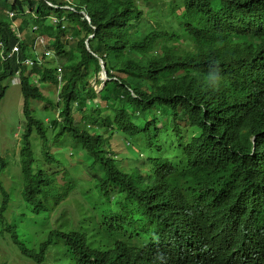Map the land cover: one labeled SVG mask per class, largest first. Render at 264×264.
I'll return each mask as SVG.
<instances>
[{"label": "trees", "instance_id": "16d2710c", "mask_svg": "<svg viewBox=\"0 0 264 264\" xmlns=\"http://www.w3.org/2000/svg\"><path fill=\"white\" fill-rule=\"evenodd\" d=\"M81 1L84 0H74L73 4L76 6ZM88 1L91 10L90 24L85 21L78 23L73 11L52 9L43 0H0V102L7 89L4 82L19 71V89L24 99L22 113L26 117L20 154V172L23 179L20 194L24 203L33 204L30 212L21 211L9 216L6 214L11 222L5 230L23 256L42 257L49 250L58 255L69 252L63 259L56 258V264H79V260L71 256V252L78 253L89 264H113L115 258L120 259L116 254L117 249L138 232L145 237L144 242L153 238L144 234L156 232L159 227L148 226L143 229V219L150 220L151 223L159 221L160 224L173 227L182 233H189L191 230L187 219L182 218L184 226L179 221V213L182 211L179 205L182 185L181 175L176 172L175 167L177 161L181 160L180 154H183L187 138L194 132L197 122L183 126L176 122L171 113L175 106L174 97L181 98L189 90V81L167 87L163 95L159 91L152 93L153 99L148 100L149 106L144 109L151 118V130L126 145L130 152L131 164L127 171L118 170L119 161L108 155L107 161H102L111 171L112 179L108 186H102L97 180L91 179L87 187L76 191L80 196V199H76V209L69 214L62 211L52 221L49 213L41 222L36 219L43 210L37 204L36 194L47 190V179L55 180L57 177L41 171L42 165L38 157L51 160L50 164L55 163L56 157L43 148L38 152L34 151L30 140L32 133L48 148L72 142H90V139L84 135L76 136L73 132L49 136L28 118L26 110L30 107V99L32 103L33 100L42 99L41 88L53 91V95L40 101L44 108L34 104L43 112L52 113L48 104H54L53 107L58 109L63 108L67 102L68 89L80 87L76 95L72 93L73 90L69 94L70 103L74 100L76 106L86 107L90 115H85V118L94 123L99 122L102 127L99 132L106 136L110 137L116 131L128 135L129 123L125 120L129 112L142 110L141 90L145 88L144 83L153 77V56L145 64L133 66L134 61L124 60L123 55L127 47L142 48L148 45L151 47L145 48H152L158 38L155 31H150L140 35L136 44L128 46L127 38L131 32L136 31L135 25L146 21L143 12L132 8L130 0ZM25 9L28 10L27 13L24 12ZM186 9L187 13L180 14L178 19L166 14L162 17L178 21L179 24L185 23L192 32L201 33L211 39L209 50L203 56L204 61L197 63L196 68L198 73L207 79L210 66L218 65L223 76L219 87L215 89L219 91V95L217 94L215 100L210 103L212 108L209 113L213 114V128H218L215 132L219 140H226V137L240 129L232 127L228 121L233 123V120L241 115L248 116L250 121L261 120L263 125L256 128L264 129V104H259L260 98H264V0H189ZM8 11L13 13L12 17L7 16ZM50 14L63 16L65 27L61 29L58 22H52ZM13 22L18 23L16 29L21 35L20 38L9 29ZM154 27H158L157 23H154ZM57 32L67 33L69 36L75 34L76 37L71 48L63 54L65 64L62 66L61 81L55 76V62L41 65L24 64L26 58L35 61L32 50L36 35H55ZM89 33L93 34L88 40L90 46L96 43L109 47L114 64L123 62L124 66L131 65L129 67L133 78L125 69L119 70L124 75L122 82L129 85L135 94L132 96L126 91L121 112L116 108L106 109L109 105L94 93L90 86L83 89L85 70L91 60L84 46V39ZM46 38L55 46L56 52L61 53L64 44L58 36L56 35L55 41L48 36ZM14 46L16 50L12 49ZM106 60L111 63L108 56ZM94 65L98 66V62H94ZM107 84L112 87L115 82ZM95 98H98V101H94ZM64 109L68 111L70 107L65 106ZM28 111L32 112L30 109ZM235 124H238V120ZM232 143L238 152H245L241 147L245 144L243 134L238 135ZM227 144L229 143L226 141L210 151L189 153L194 158V163L217 175L222 185L229 189V199L235 203L232 208H242L243 204H248L249 198L243 196L249 189L255 192L258 189L256 193H262L264 196V175L259 176L264 174V164L260 166L245 153L241 159L236 158L224 148ZM262 145L264 146V141ZM133 147L147 152L146 163L141 160V165L148 166V171L144 174L142 168L133 165V162L139 159ZM3 165H6V161L0 158V170ZM1 185L0 180V218H4L8 199L3 198L8 192ZM71 195L73 193L69 187L64 186L63 195L55 204L68 202ZM242 199L245 201H241ZM44 205L51 208L55 206L49 202H44ZM236 216L239 225L236 232L241 230V234L246 236L242 238L243 241L250 239L248 247L245 248L246 262L264 264V228L257 229L256 225L257 221L264 219L251 217L247 210L239 211ZM30 227L33 229L32 236L21 238L19 234L23 229ZM182 233L175 236L176 240ZM186 243L188 246L192 244L189 241ZM178 245L181 249L184 248L180 242L172 246ZM180 254L182 257L197 256L195 249L191 251L189 248Z\"/></svg>", "mask_w": 264, "mask_h": 264}, {"label": "clouds", "instance_id": "9594fccd", "mask_svg": "<svg viewBox=\"0 0 264 264\" xmlns=\"http://www.w3.org/2000/svg\"><path fill=\"white\" fill-rule=\"evenodd\" d=\"M7 1L13 2L14 0ZM43 1L52 9H67L73 11L78 23L85 21L90 24L89 11L91 10L88 0L81 1L76 6L73 4L74 0H56V2L51 0ZM130 1L132 8L143 12L146 16V21L142 24L135 25L134 28L136 31L139 29V33L136 31L130 33L127 38L129 41L128 46L136 44L138 37L144 33L155 31L158 35L152 48H145L151 47L148 45L142 48L127 47L123 53L124 60L132 59L134 61L133 66L141 63L145 64L152 56L154 58L152 67L153 77L144 83L145 88L141 90L143 108L142 110L129 112L125 120V122L129 123L128 135L116 131L113 132L112 136L108 137L104 133L99 132V128H102L99 122L94 123L85 118V115H90L86 107L76 106L73 99L72 103H70L71 98H69V94L73 90L72 93L76 95L77 89H80V87L71 88L67 91V102L65 106H69L70 110L66 111L64 109L65 106L58 109L53 107L54 104H48L52 113H45L34 106V104H37L41 108H44L40 101L46 100V96L49 98L53 95V91L41 88L42 99H32L34 101L33 103H31L30 99V104L28 105L30 107L26 110L28 118L35 125L42 128L49 136H58L63 133L73 132L76 136H86L90 139V142H72L48 148L32 133L30 140L34 151L38 152L40 148H43L50 155L56 157L54 159L55 163L50 164L51 160L41 159L35 155L42 165L41 171L45 174L52 173L53 176L57 177L55 180L51 178L47 179V183H49L47 190L36 194L37 204L43 210H47V215L49 213L51 221L62 211L69 214L77 207L76 199H80L76 191L87 187L91 179L97 180L102 186H108L110 184V180L112 179L111 171L107 165L102 163V161H107L108 155H112L119 161L118 170L123 169L127 171L131 164L129 161L130 152L126 145H130L133 141L138 140L141 134L148 133L151 130V126H149L151 124V118L144 109L149 106L148 100L153 99L152 93L159 91L163 95L167 87L181 85L184 81H189V90L181 98L174 97L175 106L172 108L171 113L176 122L183 126H190L193 122H197L194 132L189 135L184 145V152L180 157L181 160L177 161L175 167L176 172L181 175L180 183L182 185V189L180 190L182 197L179 200L182 211L179 213V221L182 224V218L187 219L190 224L189 229L191 230L189 233L184 232L187 235L182 242L180 239L184 233L174 230L173 227L162 225L159 221L151 223L150 220L143 219V229H146L148 226L159 227L156 232L151 231L150 233L146 232L144 234V236L153 238L150 241L144 242L145 237L141 236L138 232L117 249L116 254L119 255L120 259L115 258L113 264H248L246 262L245 248L248 247L250 239H247L245 242L242 238L244 239L246 236L241 234V230L236 232L239 228L237 223L238 217L236 215L239 211L247 210V212L251 213V217L261 220L264 219L263 194L256 193L259 191L258 189H256V192L249 189L243 196L246 199L249 198L247 200L248 204H243L242 208H232L235 203L229 199V189L227 190V187L222 185L221 179L217 175H214L207 169L200 168L194 163V158L190 156V153H197L199 150L203 152L210 151L217 145L227 141L229 144L225 145L224 148L230 151V153H233L236 158L241 159L245 153L249 159L253 158L261 166L264 164V146L262 145L264 141V129H257L256 127L263 125V122L261 120L250 121V118L246 115H241L240 118L236 117L233 123L228 121V124L232 127H240V129L221 142L215 132L218 128H213L214 119L211 118L213 114L209 113L212 108L210 103L215 100L217 94L219 95V91L215 89L219 87L223 79L222 73L218 65L210 66L206 79L198 73L196 68L197 63L204 61L203 56L209 50L211 39L201 33L192 32L185 23L179 24L178 21H172L162 17L166 14L173 19H178L177 17L180 14H186V4L189 0ZM24 12L27 13L28 10L25 9ZM12 15L13 13L11 11L7 12L8 17H12ZM50 19L54 23L58 22L61 29L66 25L63 16L57 17L56 15L50 14ZM154 23L158 25L156 29ZM16 25H18L17 22L11 23L9 29L11 28L17 37L20 38L21 35L17 31ZM91 28L94 29L93 26ZM56 35L60 42L64 44L61 47V53H57L55 46L46 38L48 36L55 41ZM92 36L93 34L89 33L84 39V46L89 52L91 60L88 62L85 70L83 89L90 86L94 93L99 95L109 105V107H105L106 109L116 108L118 109L117 111L121 112L123 109V96L126 91H129L132 96H135V94L129 85L122 82L124 75L119 70L125 69L133 78L132 70L129 67L131 65L124 66L123 62L114 64L111 59L109 47H103L96 43H92L91 46L89 45L88 40ZM75 41V34L69 36L67 33L62 34L61 32H57L55 35H36L32 50L35 61L33 62V60L26 58L24 64L31 65V63H37V65H41L46 62H55V76L58 81H61V73H63L62 66L65 64L63 54L71 48ZM174 45H178V47H173ZM12 49L16 50V46ZM107 56L110 58L111 63L107 62ZM94 62H98V66L94 65ZM19 82L20 74L19 71H16L14 76L7 79L4 84L7 87L8 84H18L19 86ZM109 82H115V85L109 87L107 84ZM260 99L259 104H264V98ZM94 101H98V98H95ZM28 109L32 110V112H29ZM237 120L238 124H235ZM240 134H243L245 138V144L241 146L245 152H238L232 143ZM115 141L120 143L124 151L119 152L112 148V142ZM22 143L23 132L18 150L19 162ZM133 148L139 158L133 162V165L137 168H142L144 174V172L148 171V166L146 164L141 165V160L146 163L147 152H141L136 147ZM227 161L229 162V160ZM4 167L6 165H3L2 170H0L1 178L5 170ZM84 167L87 169L85 170ZM262 170L264 171V169ZM263 175L259 174V176ZM42 178L46 179L45 177ZM1 183L2 188L5 189L2 180ZM64 186H68L73 195H71L68 202H62L56 205V200H60L63 195ZM3 199H8L9 202V193H6ZM237 199L238 197L235 198V200ZM241 201H245V199ZM44 202H49L55 206L51 208L44 205ZM39 216L36 218L38 222H41L46 217L38 220ZM10 222L8 221L2 229L0 247L3 254L13 263L56 264V258L63 259L64 256L68 255L69 252L58 255L53 250H49L42 257L35 255L31 258L23 256L5 230ZM256 225L257 229L264 228V220L261 222L257 221ZM32 230L31 227L25 228L19 236L21 238L25 236L31 237ZM179 233H182V235L177 241L175 236ZM191 234L194 235L193 240L189 237ZM186 241L192 244L188 246ZM177 242L184 245V248L181 249L179 245L177 247L172 246L174 243L177 244ZM188 248L191 251L195 249V252H197L195 258L181 256L180 253L186 251ZM71 256L78 259L79 264H89L78 253L71 252ZM2 264H6V261L2 262Z\"/></svg>", "mask_w": 264, "mask_h": 264}, {"label": "rangeland", "instance_id": "374dc122", "mask_svg": "<svg viewBox=\"0 0 264 264\" xmlns=\"http://www.w3.org/2000/svg\"><path fill=\"white\" fill-rule=\"evenodd\" d=\"M22 102L23 97L18 84H8L5 95L0 102V157L4 158L6 161V167L0 179L3 181L6 191L9 193V202L4 218H0V237L2 229L8 222V216L10 214L19 213L21 211L30 212V208L33 205H27L26 202L24 203L20 194L23 179L20 172L18 150L21 134L25 126V117L22 114ZM112 148L115 151H124L118 141L112 142ZM67 152H69V150H67ZM0 199H2L1 196ZM46 215L47 210H43L38 220H41ZM186 235L185 233L183 234L181 241L185 240ZM189 237L191 240L194 239L193 234ZM4 261H6V264H23L21 262L13 263L3 254L0 247V264Z\"/></svg>", "mask_w": 264, "mask_h": 264}, {"label": "bare ground", "instance_id": "6f19581e", "mask_svg": "<svg viewBox=\"0 0 264 264\" xmlns=\"http://www.w3.org/2000/svg\"><path fill=\"white\" fill-rule=\"evenodd\" d=\"M178 153V152H177ZM172 154V153H171ZM178 155V154H177ZM180 155H182V154H180ZM176 157V156H175ZM180 157V156H179ZM145 165V164H144Z\"/></svg>", "mask_w": 264, "mask_h": 264}]
</instances>
